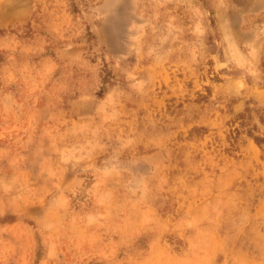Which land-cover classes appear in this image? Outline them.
<instances>
[{"label": "rangeland", "instance_id": "obj_1", "mask_svg": "<svg viewBox=\"0 0 264 264\" xmlns=\"http://www.w3.org/2000/svg\"><path fill=\"white\" fill-rule=\"evenodd\" d=\"M0 264H264V0H0Z\"/></svg>", "mask_w": 264, "mask_h": 264}]
</instances>
